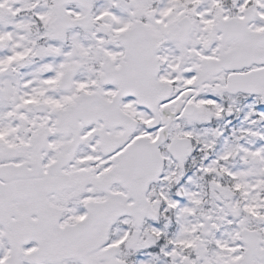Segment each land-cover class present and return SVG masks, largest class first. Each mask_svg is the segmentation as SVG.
Returning a JSON list of instances; mask_svg holds the SVG:
<instances>
[{
    "label": "snow or ice",
    "instance_id": "snow-or-ice-1",
    "mask_svg": "<svg viewBox=\"0 0 264 264\" xmlns=\"http://www.w3.org/2000/svg\"><path fill=\"white\" fill-rule=\"evenodd\" d=\"M0 264H264V0H0Z\"/></svg>",
    "mask_w": 264,
    "mask_h": 264
}]
</instances>
